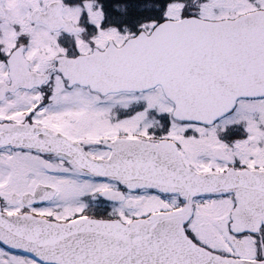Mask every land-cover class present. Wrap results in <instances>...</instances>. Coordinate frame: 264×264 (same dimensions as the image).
Listing matches in <instances>:
<instances>
[{"label":"snow or ice","instance_id":"1","mask_svg":"<svg viewBox=\"0 0 264 264\" xmlns=\"http://www.w3.org/2000/svg\"><path fill=\"white\" fill-rule=\"evenodd\" d=\"M0 264H264V0H0Z\"/></svg>","mask_w":264,"mask_h":264}]
</instances>
